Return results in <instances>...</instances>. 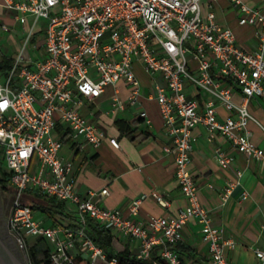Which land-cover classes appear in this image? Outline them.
I'll list each match as a JSON object with an SVG mask.
<instances>
[{"label":"built area","instance_id":"built-area-1","mask_svg":"<svg viewBox=\"0 0 264 264\" xmlns=\"http://www.w3.org/2000/svg\"><path fill=\"white\" fill-rule=\"evenodd\" d=\"M218 1L207 0L208 10L203 13L202 0H0V9L13 12L6 18L25 32L11 66L0 70V163L8 174L5 192L12 194L8 227L24 254V264L105 260V252L87 231L88 220L119 239L137 240V251L132 253L136 259L146 260L157 249V264H183L170 245L182 241L184 225L195 220L207 245L206 264H230L224 249L235 248L236 242L225 237L223 227L212 224L189 169L192 130L202 125L209 137L221 134L264 168V149L251 140L248 129L250 121L257 122L249 100L264 98V11L242 0H229L237 9L238 25L256 29L257 49L247 51L236 43L231 28L217 23L212 7ZM4 19L1 29L11 31ZM137 62L150 76L158 73L163 79V85H155V100L170 137L163 150L174 155V175L186 200L177 214L152 217L145 223L134 219L139 206L149 196L168 206L160 194L150 191L132 199L128 216L93 200L107 195L106 187L81 195L72 162L59 156L62 139L53 135L62 125L71 140L96 149L107 135L81 109L118 82L127 86L128 95L126 99L114 95L107 113L115 116L137 106ZM234 88L241 94L240 103L233 100ZM218 107L226 112L224 118H219ZM138 116L150 124L144 109ZM109 142L119 148L115 137ZM215 153L219 166L226 168L232 159L220 149ZM240 177L237 171V180L226 183L222 204ZM31 193L62 202L68 222L59 217L55 222L45 213L48 224L44 218L34 219L37 209L26 201ZM240 196L245 199L246 192ZM254 254L258 264H264V250L255 248Z\"/></svg>","mask_w":264,"mask_h":264},{"label":"crops","instance_id":"crops-1","mask_svg":"<svg viewBox=\"0 0 264 264\" xmlns=\"http://www.w3.org/2000/svg\"><path fill=\"white\" fill-rule=\"evenodd\" d=\"M202 1V10L206 13L207 0ZM242 1L249 7L264 11V0ZM212 10L217 23L233 30L240 47L247 51L257 49L255 27L238 25L237 9L229 0H219L213 4ZM134 72L140 82L137 106L129 107L115 116L107 113L114 95L123 99L128 95L127 86L118 82L115 86H107L94 101H86L81 109L86 119L107 135L96 149L82 140H71L66 136L67 132L62 125L53 130V135L62 139L59 156L64 161L72 162L76 189L81 195L106 187L108 194L95 196L93 200L105 208L115 209L123 216H128V206L132 199L150 191L160 194L168 206L159 205L150 196L139 206L134 219L145 223L152 217L177 214L186 205V200L174 175V155L163 150V146L170 142V137L165 131L155 100V85H163V79L158 73L150 76L139 62L134 64ZM191 91L195 92L193 88ZM196 99L202 105V96L198 95ZM233 100L236 103L242 101L238 88H234ZM248 105L257 120L248 124L251 140L264 149V98L252 97ZM141 109L146 111L149 125L139 118L138 112ZM217 111L220 119L226 116L221 107ZM192 135L193 152L189 169L198 185L199 201L209 211L212 224L223 227L225 237L236 242L235 248L224 249L227 261L230 264H258L254 249L264 250V168L239 153L221 134L214 133L209 137L202 125L196 126ZM110 137L117 139L119 148L110 144ZM217 149L232 159L226 168H221L216 160ZM237 171L241 172L240 183L222 204L223 188L228 181L237 180ZM243 192L247 195L245 199L240 196ZM57 217L68 222L60 215ZM120 239L132 253L137 251V240L128 237ZM181 242L194 255L189 257L179 254L183 264L208 263L207 245L203 240L201 226L195 220L184 225Z\"/></svg>","mask_w":264,"mask_h":264},{"label":"trees","instance_id":"trees-1","mask_svg":"<svg viewBox=\"0 0 264 264\" xmlns=\"http://www.w3.org/2000/svg\"><path fill=\"white\" fill-rule=\"evenodd\" d=\"M12 58H7L0 56V70L5 71L11 66ZM8 174L3 171L0 163V186L7 188ZM42 204L33 205L32 208L40 209L53 221L57 222L59 219L57 215L68 216L66 214L64 204L62 202H57L52 199H47L44 196L35 194ZM87 231L93 241L97 243L105 252L106 259L97 258L94 264H109L111 259L116 260V264H155L157 260V249H154L152 254L146 260L136 259V257L129 250V247L121 239L117 238L107 229L97 225L92 220L87 221ZM178 254H186L189 257H193L191 249L186 246L183 242H177L170 245ZM30 254L34 257V249H31Z\"/></svg>","mask_w":264,"mask_h":264},{"label":"rangeland","instance_id":"rangeland-1","mask_svg":"<svg viewBox=\"0 0 264 264\" xmlns=\"http://www.w3.org/2000/svg\"><path fill=\"white\" fill-rule=\"evenodd\" d=\"M13 12L6 9H0V19L6 18L8 15H12ZM8 22L10 27L13 29L11 31H4L0 27V56L12 58L15 56L17 50L21 47L22 41L25 39V32L19 24H13L9 18L4 19ZM27 30V29H26ZM34 40L29 42V45L25 49V54L30 50L31 44ZM27 204L29 205H39L42 204L41 200L34 194L26 197ZM45 219L44 213L40 212L38 209L34 212V219ZM49 220L45 219V224H48ZM42 246L38 248V254Z\"/></svg>","mask_w":264,"mask_h":264},{"label":"flooded vegetation","instance_id":"flooded-vegetation-1","mask_svg":"<svg viewBox=\"0 0 264 264\" xmlns=\"http://www.w3.org/2000/svg\"><path fill=\"white\" fill-rule=\"evenodd\" d=\"M11 200V192H5L4 188L0 186V235L6 245L17 257L19 264H24V254L8 227V219L11 210Z\"/></svg>","mask_w":264,"mask_h":264},{"label":"water","instance_id":"water-1","mask_svg":"<svg viewBox=\"0 0 264 264\" xmlns=\"http://www.w3.org/2000/svg\"><path fill=\"white\" fill-rule=\"evenodd\" d=\"M0 264H19L17 257L0 235Z\"/></svg>","mask_w":264,"mask_h":264}]
</instances>
